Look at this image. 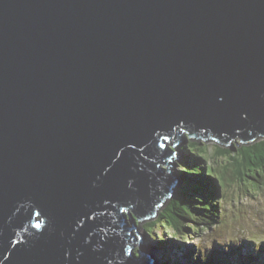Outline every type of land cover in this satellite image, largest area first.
<instances>
[{
	"label": "water",
	"instance_id": "95a60500",
	"mask_svg": "<svg viewBox=\"0 0 264 264\" xmlns=\"http://www.w3.org/2000/svg\"><path fill=\"white\" fill-rule=\"evenodd\" d=\"M184 132L264 134V0H0V264H152Z\"/></svg>",
	"mask_w": 264,
	"mask_h": 264
},
{
	"label": "trees",
	"instance_id": "16d2710c",
	"mask_svg": "<svg viewBox=\"0 0 264 264\" xmlns=\"http://www.w3.org/2000/svg\"><path fill=\"white\" fill-rule=\"evenodd\" d=\"M186 143L180 148L182 152L181 161L177 163V166L179 178L188 175L187 180H183V182L181 180L182 183L179 182L176 192L175 189L172 190L171 198L169 200L166 198L161 203L163 210L161 209L160 213L143 218L141 221L137 220L150 238H157L155 244L157 243L160 248H165L163 251H167L165 254L167 256L163 257L166 264H179L173 262V257L169 255L172 253V249H169L167 245L172 246L176 242L188 246L186 243L193 239L191 235L194 233L203 230V232H208L211 228L214 229L221 220L225 204L224 181L226 177L224 173L220 171L221 175L216 174L218 170H215L213 164H206L207 156H205L203 148L202 151H198L200 145H204V147H208V145L191 140ZM224 146L227 147L225 148L227 149L226 152L232 153L224 165L232 166V172L236 178L239 177L240 179V176L242 177L244 174L246 178L256 181V185H259L264 176V134H257L247 141L241 139V145L238 147L234 145L230 148L225 143ZM222 150V148L218 149L217 152ZM235 151L236 154H233ZM258 178L259 180H257ZM229 179H234L231 174ZM152 229H155L157 235H152ZM165 238L169 239L166 240ZM222 244L218 241L214 242L212 248L211 244L209 247L198 245L194 248L188 246L189 250L181 254L185 260L180 262L181 264H231L230 255L235 253L236 249L230 244L229 247H223ZM232 244L239 243L234 242ZM158 249L155 248L157 251ZM239 255L250 264H253L252 261L263 262L256 254L240 252Z\"/></svg>",
	"mask_w": 264,
	"mask_h": 264
},
{
	"label": "rangeland",
	"instance_id": "374dc122",
	"mask_svg": "<svg viewBox=\"0 0 264 264\" xmlns=\"http://www.w3.org/2000/svg\"><path fill=\"white\" fill-rule=\"evenodd\" d=\"M185 134L186 133H182L181 140H183V142L181 141L180 144H177L178 141L173 142V140L169 139L168 146H170L171 149L173 150L172 156L175 155V153L178 150L177 145L183 146L186 142L188 143L189 140L207 144L208 147H204V145H200L199 146L200 149H198V151H202L201 149L203 148V150L205 151V156H207L206 164L207 165L213 164L215 170H218L216 174L221 175L220 171H222L226 177L225 181L223 180L225 183V189H224L225 204L223 206V214L221 216L220 222L214 229L211 228V230H209L208 232H203L204 231L203 230L202 232L194 233L193 235H191L193 239L189 240L188 243L186 244L189 247H194V248L198 247V245L209 247L211 244V248H212L213 243L218 241L223 243V247H229V244L231 245V247H234L235 249L240 247L237 249L238 253L242 252L247 254L249 253L253 254L252 251H250L245 247L250 244H254L257 250H261L263 248L262 245L264 244V240L261 242V240L264 239V176L259 185H256L255 183L256 181L246 178L244 174H242V177L240 176V179L239 177L236 178L235 174H233L232 172V166H229V164L224 165V162H227L232 154L225 151L227 150L225 149L227 147L224 146V142H220L217 139L214 140V138H200L201 140L197 139L198 137L195 136H190L189 138H187L186 137L187 135ZM184 140L187 141L184 142ZM225 144H228L230 148H232L234 145L238 147L241 145V139L239 135H236L234 138L231 139L230 143H225ZM221 148L223 150L221 152H217V150ZM233 154H236V151L233 152ZM180 161H181V157L173 156L172 160H170V164H171L169 167L170 174L172 172L177 177L180 176V174L178 173L179 169L177 166V163ZM230 174L233 176L234 179L232 180L229 179ZM182 177L183 178L180 177L181 179L180 178L178 179L180 183H182L183 180H187L188 175ZM257 180H259V178ZM178 185L179 183L176 184V186ZM175 187L174 189L176 192L178 187L177 188ZM170 198H171V194L168 197V200ZM162 208L163 207L160 206L156 214L160 213L163 210ZM137 220L139 219L135 220L136 223L135 225L139 229V232L143 234L142 238L144 239L141 238L142 242L146 243L143 245L147 246L148 248L151 246L150 243L147 242V239H150V241L152 240L151 242L154 243L150 249L147 248L146 249L148 250L147 253H149L148 256L152 259H155V256L151 254L152 252L151 250L155 248H160L157 243L155 244L157 238L152 239L148 236V234L146 235L145 233L146 230L145 229L143 230L142 228L143 226L141 227L139 222H137ZM129 225L130 223L127 224L126 226ZM151 233L152 235H157L155 229H152ZM133 234L137 239L139 236L138 233L136 234V231L133 230ZM162 238H163L162 240H164V237ZM165 239L168 240L169 238H165ZM250 240L253 242H251ZM234 242L235 243L242 242V244L240 243L232 244ZM139 243L135 245L134 250L139 248L142 251L143 245L141 246V242ZM167 246H169L168 248H171L170 245ZM174 246L180 247L181 245L174 242ZM189 247L185 246L184 248L185 250H189ZM173 248L174 249L171 250L172 253L169 255L173 257V262L175 263L178 262L179 264H181L183 258L182 256L180 257L179 248L176 247ZM228 249L229 252H231L230 248ZM135 252L138 253V251ZM166 253L167 251H161L162 258L160 257V255L159 258H157V262L159 264H166V261L163 258L164 256H167L165 255ZM232 255L238 257L236 253H232L230 257ZM262 260L264 261V256L262 257ZM151 261L152 264L155 262L153 260ZM252 262L255 263L256 261H252ZM256 264H261V263H256Z\"/></svg>",
	"mask_w": 264,
	"mask_h": 264
},
{
	"label": "bare ground",
	"instance_id": "6f19581e",
	"mask_svg": "<svg viewBox=\"0 0 264 264\" xmlns=\"http://www.w3.org/2000/svg\"><path fill=\"white\" fill-rule=\"evenodd\" d=\"M180 146V147H179ZM177 147H178V150H177V152L175 153V155L174 156H178V157H181V150H180V148H181V145H177ZM183 155V154H182ZM135 228H133V230L134 231H138V233H139V236H140V232H139V229L136 227V225L134 226ZM137 234V233H136ZM139 236H138V238H139ZM142 236H143V234H141V238H142ZM142 239H144V238H142ZM147 242L148 243H150V245L152 246V244H154L153 242H151L149 239H147ZM240 244H242V242H239ZM140 244V243H139ZM143 244H146V243H143V242H141V246L143 245ZM181 245V244H180ZM244 245V244H243ZM145 246V245H144ZM151 246L148 248L147 246H145V248H147V249H150L151 248ZM222 246H223V244H222ZM173 247H176V248H179V253H180V256H181V254L184 252V251H188V250H185V246H183V245H181L180 247H178V246H174V245H172L171 246V248H169V249H174ZM186 247H188V246H186ZM247 249H249L250 251H252L253 252V254H256V255H258L261 259H262V257L264 256V245H262V249L261 250H257V248H256V246L254 245V244H250V245H247V246H245ZM238 248H240V247H238ZM238 248H236V254L238 255V257H236L235 255H232L231 256V258H232V264H250L249 262H247V261H245L244 259H242L241 257H240V255H239V253L237 252V249ZM165 248H159L158 249V251L157 250H155V249H152L151 251V254L152 255H154L155 256V259H152V258H150L151 260H153V261H155L154 262V264H158V262H157V258H159V255H160V257H161V251H163ZM154 250V251H153ZM161 250V251H160ZM149 254V253H148ZM183 261H184V258L182 259ZM263 261V260H262ZM264 262V261H263ZM263 262H261V261H256L255 263H253V264H256V263H261V264H263ZM172 263V262H171Z\"/></svg>",
	"mask_w": 264,
	"mask_h": 264
},
{
	"label": "clouds",
	"instance_id": "9594fccd",
	"mask_svg": "<svg viewBox=\"0 0 264 264\" xmlns=\"http://www.w3.org/2000/svg\"><path fill=\"white\" fill-rule=\"evenodd\" d=\"M185 133V132H184ZM214 140H215V138H214ZM181 141V140H180ZM182 142H183V140H182ZM173 151V150H172ZM178 179H179V177H178ZM178 183H179V181H178ZM177 184V183H176ZM176 186V185H175ZM179 186V185H178ZM178 186H176L175 188H177ZM146 233V235L148 234L147 232H145ZM139 249V248H138ZM138 249H136V250H138ZM173 259V258H172Z\"/></svg>",
	"mask_w": 264,
	"mask_h": 264
},
{
	"label": "snow or ice",
	"instance_id": "6c2138e0",
	"mask_svg": "<svg viewBox=\"0 0 264 264\" xmlns=\"http://www.w3.org/2000/svg\"><path fill=\"white\" fill-rule=\"evenodd\" d=\"M37 226H39V225H37Z\"/></svg>",
	"mask_w": 264,
	"mask_h": 264
}]
</instances>
